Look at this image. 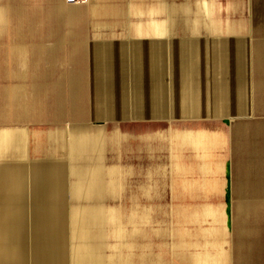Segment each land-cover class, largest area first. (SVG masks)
Returning a JSON list of instances; mask_svg holds the SVG:
<instances>
[{
	"label": "crops",
	"instance_id": "0c3cea01",
	"mask_svg": "<svg viewBox=\"0 0 264 264\" xmlns=\"http://www.w3.org/2000/svg\"><path fill=\"white\" fill-rule=\"evenodd\" d=\"M71 136L126 168L99 206L174 217L168 262L264 264V0H0V264H71L105 222Z\"/></svg>",
	"mask_w": 264,
	"mask_h": 264
},
{
	"label": "rangeland",
	"instance_id": "374dc122",
	"mask_svg": "<svg viewBox=\"0 0 264 264\" xmlns=\"http://www.w3.org/2000/svg\"><path fill=\"white\" fill-rule=\"evenodd\" d=\"M125 123L117 124H103V125H89L90 129H102L105 127L124 128ZM55 138V139H54ZM50 139V137H49ZM71 136L68 143V156L71 163V178L77 176H85L87 181V203L86 210L99 209L105 214V222L100 221L96 217L85 218V239H77L75 237L79 232L77 227L73 228L71 225V264H73L72 256L77 253L79 259H90L92 255L102 259H111L114 264H122L121 257L130 254V264H142L143 261L137 257L140 253H154L159 256L162 264H173L165 260L172 259L174 248L172 246L173 235V218L172 216H153V215H126L125 209L121 206H110L108 201H102L99 206V201L94 199L93 193L100 187L101 190L109 191L112 186L117 191L124 193L126 184H104L94 183L98 178L113 174L119 177L126 176V168L118 167L111 169L110 165L115 162L113 154L111 155L108 148V137H104L102 145L104 151L99 154L98 151L93 150L92 146L87 147V150L77 149L72 146ZM54 146L61 149L62 137L61 135H54ZM102 143V144H101ZM125 147H123L124 150ZM86 149V146H85ZM106 149V150H105ZM97 153V154H96ZM73 154V155H72ZM82 154V155H81ZM124 154V153H123ZM125 157L123 156V163L125 164ZM120 164V163H119ZM100 190V189H99ZM121 201V200H119ZM72 214V207H71ZM72 216V215H71ZM82 219V217H80ZM167 240V244H166ZM170 244V245H169ZM146 264V262L144 263Z\"/></svg>",
	"mask_w": 264,
	"mask_h": 264
},
{
	"label": "bare ground",
	"instance_id": "6f19581e",
	"mask_svg": "<svg viewBox=\"0 0 264 264\" xmlns=\"http://www.w3.org/2000/svg\"><path fill=\"white\" fill-rule=\"evenodd\" d=\"M184 6V5H183ZM187 7V6H186ZM183 9V8H182ZM187 10H188V8H187ZM187 10H185V11H187ZM183 11V10H182ZM189 14V13H188ZM156 28V27H155ZM55 139V138H54ZM7 140V139H6ZM9 141V140H8ZM7 142V141H6ZM10 142V141H9ZM8 142V143H9ZM95 142V141H94ZM90 143H92V140H88V143L86 142L84 145L86 146V148L87 147H89V146H92ZM94 144H97V141L94 143ZM84 145H82L81 144V142H79V140H78V138L77 137H75L74 138V140H73V142H72V146H74L75 148H77L78 150L79 149H82V147L84 146ZM84 146V147H85ZM106 150V149H105ZM111 152V151H110ZM97 154V153H96ZM73 155V154H72ZM82 155V154H81Z\"/></svg>",
	"mask_w": 264,
	"mask_h": 264
},
{
	"label": "built area",
	"instance_id": "2783aa9c",
	"mask_svg": "<svg viewBox=\"0 0 264 264\" xmlns=\"http://www.w3.org/2000/svg\"><path fill=\"white\" fill-rule=\"evenodd\" d=\"M66 3L72 4V3H80L83 2L84 0H65Z\"/></svg>",
	"mask_w": 264,
	"mask_h": 264
}]
</instances>
